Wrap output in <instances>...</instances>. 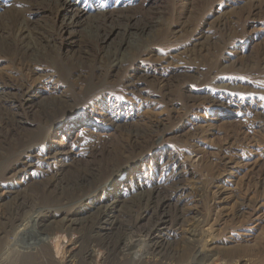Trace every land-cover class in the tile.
I'll use <instances>...</instances> for the list:
<instances>
[{"label": "rangeland", "instance_id": "rangeland-1", "mask_svg": "<svg viewBox=\"0 0 264 264\" xmlns=\"http://www.w3.org/2000/svg\"><path fill=\"white\" fill-rule=\"evenodd\" d=\"M62 1L0 0V93L18 100L20 118L0 125V190H27V217L51 208L53 260L79 264L80 233L62 224L69 206L54 209L42 186L58 171L70 180L98 167L106 173L116 158L134 169L118 190L130 203L126 236L136 242L126 254H142L120 264H155L159 240L183 256L164 264H264V0H71L81 10L72 44L61 33ZM127 23L148 35L112 66L108 45L120 35L101 44L97 34ZM105 182L84 190L90 201L72 205L76 217L98 205ZM154 189L157 200L132 203ZM159 215L165 222L146 238ZM186 237L205 250L202 260ZM22 241L27 250L43 244ZM11 250L0 264L14 262ZM48 255L41 264H52ZM104 256L95 248L90 263Z\"/></svg>", "mask_w": 264, "mask_h": 264}, {"label": "bare ground", "instance_id": "bare-ground-1", "mask_svg": "<svg viewBox=\"0 0 264 264\" xmlns=\"http://www.w3.org/2000/svg\"><path fill=\"white\" fill-rule=\"evenodd\" d=\"M59 7L61 10V13L64 15V21L62 22V25H61V33H66L67 31L68 37H67L66 43L72 44L75 42L74 40L75 38L72 37V33L69 29L74 27L75 26L74 24L77 23L76 18H78V15L81 12V10L71 0H63L62 2L59 3ZM68 14H70L69 17H65ZM95 28L97 31L99 30L98 27H95ZM106 29H107V33L101 36L97 34L98 36L97 40L101 44L106 43L108 41V37H110L112 34L120 35L118 41H116L115 43L114 42L111 43V45H108V47H111L114 49L113 55H112V62H111L112 66H117V65H120L119 63L124 62L129 50L131 49L137 50V46L140 43L139 38L148 35V33L144 34L146 31L145 26L135 29L134 25L131 26L129 23L121 27H116V26L111 25L109 26V28H106ZM121 55H123L121 59L118 58ZM3 86H7V85L3 84ZM20 88L21 89H18V90L19 92H22L20 93V96L21 98H23L20 101L23 104L28 101V96L25 95L26 91L24 92L26 88H24L23 85H21ZM11 96H9L7 93H2V94L0 93V125L5 126V123L9 122L8 120H10L13 124H15L14 126H17L18 123L20 122V118L18 117V114H16V112H14L13 110L15 106L17 105L19 106V102L18 100L15 99L14 96L13 98ZM133 141L134 140H129V143L132 144ZM61 154H63V152ZM56 155H58V150L56 154L54 155L50 154L48 158L55 157ZM126 161L124 160L122 161L120 159L114 158L115 163L112 164L110 168H106L107 169L106 173H102L103 171L99 172L98 169L100 167H98V169L97 168L88 169L84 172H78V174H75L76 178L73 177L75 179H72L71 177L72 180H70L69 177H66V175L58 171L57 175H55L52 179H50V181H47V183L42 186V192L48 195V202L52 204V207L54 206V204L58 205V207L57 208L54 207V209H60L61 207L69 206L68 210L71 213V216L70 218L64 217L66 219L65 220L62 219L63 220L62 224H64V226H66L70 230H74L78 226L77 229L79 230V233H80V238L78 242H79L80 248L78 247L76 249L77 251L76 252L74 251V252H75V256H77L79 260V264H91L90 259L94 256L95 248H102L104 250L105 256L101 264H120L122 263L123 260L124 261L127 260L128 258L126 254L127 251H129L131 247L135 245L136 243V242L133 243V241H131L133 240L132 237H131V240H128V237L126 236V230L128 228H125L126 221L124 217L126 216L124 215H127L126 213H127V210H129L128 205H130V203L128 204L127 200L125 199L121 200V197L119 195L120 193L118 192L121 182L129 178L134 172V169ZM175 174H179V173L175 172ZM105 178H107V182L103 184L104 195L101 197L102 200L100 198V200L97 203L98 204L97 206L94 204L92 207H90V209L92 210L91 212L88 213L86 217H81V218L76 217L77 213L76 214L72 213V205H75V204L77 205L78 203L83 202V201L84 202L90 201L84 197V194H83L84 190H89L90 192L91 191L94 192V190L97 191L101 187L100 183H102L103 179ZM96 181L98 183L95 189H92ZM13 189H14L13 187H9V188L7 187L4 190H0V259H3L5 256L7 257L8 252L11 249H13L12 247L15 248V246H13L15 245L14 242L18 241L19 247L16 246L17 249H15L16 258L14 259V262H12L11 264H41L42 261L41 259H38V258L42 257L43 255H47V254H49L48 255L49 260L52 262V264H55V263L56 264H68V263L72 264L71 258L69 259V261L68 259L65 261L59 260V259L53 260L54 257L55 258L57 257L50 255L51 246H54L55 249L57 250V244H56L57 238L56 237L54 238L53 236H50V235L52 234L51 232L54 230V228L59 227L58 225L54 226L53 224L54 220L53 221L51 220V217L54 215V214L53 215L50 214L51 208H45L42 210H38L34 215H30L29 217H27L26 208L30 209V206L28 205L29 203L27 202L25 198L27 194V190L23 189L22 190L23 192H22V191H17ZM180 190L183 192L184 189L181 188ZM158 195H159L158 191H155L154 189L153 191L151 190L149 194L144 193L142 196L132 201V203L134 204L135 202H137V204H141V203L149 204L151 200L153 199L157 200L156 198H158ZM183 197L182 195H179L176 198L174 197L175 198L174 202L176 203V205L177 203H180L181 200H183ZM164 203H166L165 205H167L168 207H170L171 205L170 202L165 201ZM89 204L90 203H87L83 207ZM182 214L184 213H181V216H183ZM159 216H160L159 218L155 216L157 220L153 222V225L151 224L152 227L149 229V231L147 230L148 233L146 234V238L147 237L151 238V236L154 234L155 230L154 231L151 230L153 227L155 229L157 226H159L160 223L165 222L164 220L165 218L161 217L162 215H159ZM151 220H152V217L147 218V221L151 222ZM127 223L129 222L127 221ZM168 227L171 228V226H168ZM171 230L172 229H170V231ZM10 235L14 238L13 242L9 241ZM27 236L32 237L33 240L40 239V241H42L43 244L36 251L34 250L36 248V244H28V245H31L32 249H29V250L24 249L23 248L24 246L22 245L23 241L22 242L20 241L26 238ZM182 243L188 246L190 245L191 250L189 251L192 252V254L194 255H198V258H200V260H202V257L206 254L205 250L202 247H199L195 243L194 239H190L186 237L184 238ZM20 245L22 247H20ZM74 247H77V246H74ZM15 250H11L10 253L12 254V251L14 252ZM73 253L71 255H74ZM128 253L130 254L131 252H128ZM152 253H153L152 257L154 258V260L152 257H150V259L152 258L155 264H164L166 261H169V260L182 261V258H183V256L178 251H175L172 248L165 249L163 242L160 240L159 242H156L154 244ZM141 255L136 254V257L131 256V258H128L127 262L129 263L133 261L134 259L139 260L141 259ZM13 257H14V254H13ZM194 260L195 258L194 259L192 258V262H194Z\"/></svg>", "mask_w": 264, "mask_h": 264}, {"label": "snow or ice", "instance_id": "snow-or-ice-1", "mask_svg": "<svg viewBox=\"0 0 264 264\" xmlns=\"http://www.w3.org/2000/svg\"><path fill=\"white\" fill-rule=\"evenodd\" d=\"M262 99H264V98H262Z\"/></svg>", "mask_w": 264, "mask_h": 264}]
</instances>
